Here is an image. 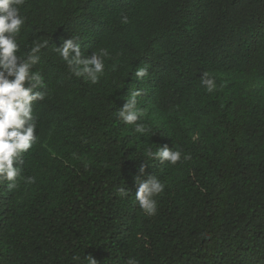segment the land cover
Masks as SVG:
<instances>
[{
	"label": "trees",
	"instance_id": "obj_1",
	"mask_svg": "<svg viewBox=\"0 0 264 264\" xmlns=\"http://www.w3.org/2000/svg\"><path fill=\"white\" fill-rule=\"evenodd\" d=\"M19 7L17 55L47 41L32 68L45 99L33 102L38 140L21 157L31 182H0V264H264V0ZM69 38L85 56L107 50L96 84L55 51ZM136 89L143 135L117 118ZM165 144L182 153L175 165L147 158ZM144 161L165 185L153 216L134 199Z\"/></svg>",
	"mask_w": 264,
	"mask_h": 264
},
{
	"label": "clouds",
	"instance_id": "obj_2",
	"mask_svg": "<svg viewBox=\"0 0 264 264\" xmlns=\"http://www.w3.org/2000/svg\"><path fill=\"white\" fill-rule=\"evenodd\" d=\"M22 4L23 0H0V182H9V189L17 186L18 179L31 182V178L22 175L21 157L38 140L33 102L45 99L44 92L38 90L42 88V77L32 68L39 62L38 54L47 46V41L36 42L26 54L17 55L20 49L16 37L25 23V18L20 14L19 6ZM123 22L127 23V20ZM55 51L74 76L83 77L92 84H96L104 72L103 57L108 56L106 49L85 56L79 44L69 38L63 40ZM147 75V67H138L135 71L137 80ZM200 83L209 93L216 88L215 79L208 72L201 75ZM142 94V89L132 91L117 112L119 120L134 125L135 131L141 135L148 130L144 124L138 123L142 113L137 107L136 98ZM146 155L151 160L170 165H175L182 157L181 151L173 150L167 144L159 145L155 151L146 150ZM183 158L187 160L190 157L185 155ZM146 166L148 164L144 161L134 176L137 185L134 199L145 214L153 216L157 211L155 197L163 192L165 185L155 175L146 174ZM117 193L122 198L128 195L124 187L117 188ZM73 260L78 264L84 261L97 264L91 255L73 256ZM127 264H137V261L130 258Z\"/></svg>",
	"mask_w": 264,
	"mask_h": 264
}]
</instances>
